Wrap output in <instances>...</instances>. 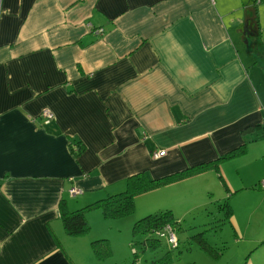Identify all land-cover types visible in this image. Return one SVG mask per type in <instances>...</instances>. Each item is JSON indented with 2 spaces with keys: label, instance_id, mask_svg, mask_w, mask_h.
Instances as JSON below:
<instances>
[{
  "label": "crops",
  "instance_id": "obj_1",
  "mask_svg": "<svg viewBox=\"0 0 264 264\" xmlns=\"http://www.w3.org/2000/svg\"><path fill=\"white\" fill-rule=\"evenodd\" d=\"M260 136L264 0H0V264H108L91 248L105 227L66 234L62 200L75 210ZM226 160L152 191L173 215L202 204Z\"/></svg>",
  "mask_w": 264,
  "mask_h": 264
},
{
  "label": "rangeland",
  "instance_id": "obj_2",
  "mask_svg": "<svg viewBox=\"0 0 264 264\" xmlns=\"http://www.w3.org/2000/svg\"><path fill=\"white\" fill-rule=\"evenodd\" d=\"M208 174L210 178L204 189L207 198L203 195L202 204H193L190 208L175 206L177 248L171 249L164 237H157L159 246L143 251L140 243L143 237L132 235L133 223L148 211V208L138 209V200L163 196L164 199L154 202L152 207L156 208L150 213L170 210L165 204L173 199H166L164 191H152L136 197L132 214L100 219L99 226L89 229L92 232L105 227L111 255L104 260L108 264H154V261L162 264L166 260L167 264H241L247 259L249 264H264V137L250 141L243 155L224 161L219 172L214 170ZM222 180L228 185V192ZM224 201L232 212L229 221L224 220L219 209V203ZM200 239L210 251L201 247ZM133 248L137 251L135 257Z\"/></svg>",
  "mask_w": 264,
  "mask_h": 264
},
{
  "label": "trees",
  "instance_id": "obj_3",
  "mask_svg": "<svg viewBox=\"0 0 264 264\" xmlns=\"http://www.w3.org/2000/svg\"><path fill=\"white\" fill-rule=\"evenodd\" d=\"M246 23L248 24L249 22ZM255 138V136H251L250 139ZM248 141L249 139L247 138V140H244L239 146L226 152L222 157L215 161H209V163H200L182 171H178L159 178L153 179L148 177L146 172H138L129 176L125 180V188L122 191L98 198L75 210H69L65 201L62 200L59 203V217L62 221L64 231L70 236L83 235L89 232L90 225L86 218L85 212L90 209H99L106 219L130 215L135 210V198L138 195L179 181L211 167L217 169L219 162L223 159H229L243 155L246 152ZM72 142H74L76 149L71 147V151L75 156H78L83 150V145L78 140H73ZM219 209L223 211L224 220L226 219L228 221V219L232 216L228 202L224 201L223 203H219ZM165 224L176 226V220H174V216L169 209L154 213H146V215L137 219L133 223L132 235L143 237V239L140 241L143 251L145 249L155 250L159 246L160 242L157 237H161L160 231ZM135 242L137 241L134 240V243ZM199 243L206 251L211 250V248L201 239L199 240ZM177 247L178 244L176 247L170 248L175 249ZM91 248L98 260H104L111 255L108 239L106 237H98L93 239L91 241ZM132 254L135 257L137 255V251L134 249ZM167 263L168 262L166 260L162 264ZM154 264H158L157 261H154ZM241 264L249 263L247 262V259H245Z\"/></svg>",
  "mask_w": 264,
  "mask_h": 264
},
{
  "label": "built area",
  "instance_id": "obj_4",
  "mask_svg": "<svg viewBox=\"0 0 264 264\" xmlns=\"http://www.w3.org/2000/svg\"><path fill=\"white\" fill-rule=\"evenodd\" d=\"M257 1H260V0H257ZM96 31L101 32L102 28H98ZM41 114L43 117H45L47 119L51 118V116H52L51 112L47 109L43 110L41 112ZM165 153H166L165 149H157V150H153L151 152V156L153 158L157 159V158H160L161 156H163ZM81 192H82L81 189H79L77 187H71L69 189V193L72 195L80 194ZM174 228L175 227L171 224H165L160 231V236L164 237L166 239L167 244L171 248L176 247L178 244V239L175 235ZM133 251H134V248H133Z\"/></svg>",
  "mask_w": 264,
  "mask_h": 264
}]
</instances>
